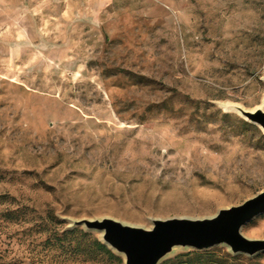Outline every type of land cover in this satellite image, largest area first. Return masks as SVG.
I'll use <instances>...</instances> for the list:
<instances>
[{
    "label": "rangeland",
    "instance_id": "1",
    "mask_svg": "<svg viewBox=\"0 0 264 264\" xmlns=\"http://www.w3.org/2000/svg\"><path fill=\"white\" fill-rule=\"evenodd\" d=\"M229 105L264 108V0H0V196L27 210L0 251L119 264L67 220L148 228L264 190V133Z\"/></svg>",
    "mask_w": 264,
    "mask_h": 264
},
{
    "label": "water",
    "instance_id": "2",
    "mask_svg": "<svg viewBox=\"0 0 264 264\" xmlns=\"http://www.w3.org/2000/svg\"><path fill=\"white\" fill-rule=\"evenodd\" d=\"M246 122L264 133V108L244 110L229 105ZM264 215V190L242 203L222 208L203 218L151 219L148 228L133 226L109 217L67 220V229L80 227L99 235V241L122 258L123 264H161L177 250L207 251L223 247L231 255L253 258L264 254V239L243 235V228Z\"/></svg>",
    "mask_w": 264,
    "mask_h": 264
},
{
    "label": "trees",
    "instance_id": "3",
    "mask_svg": "<svg viewBox=\"0 0 264 264\" xmlns=\"http://www.w3.org/2000/svg\"><path fill=\"white\" fill-rule=\"evenodd\" d=\"M6 199L5 196H0V248L3 246H6L7 243L12 242V236L10 234L9 228H12L16 225H21L20 223H23L25 214L27 213L26 207L23 206H13V200H10L8 203L3 202V200ZM48 224L51 227H54L55 224H61L63 221H58L54 217L49 216ZM81 229L80 227H75L71 229L65 228L64 231H62L61 236L66 238L67 236H72L73 234L77 233V229ZM49 233L53 234L56 237V232L54 230H51ZM91 233L85 232L83 229H81L78 232V235L80 238H85L89 236ZM72 240V239H71ZM75 240V239H74ZM94 249L107 256L109 259L117 261L119 264H123L122 258L115 255L113 252H111L105 245H103L99 239H94L91 242ZM180 257H185V261L182 262V264H232L235 259L239 255H231L228 251L225 254H220V250L218 248H213L207 251H184L182 254H179ZM178 257V256H177ZM168 258L167 260H169ZM166 260V261H167ZM230 260V263H227V261ZM0 264H16L12 260H9L5 258V256L0 251Z\"/></svg>",
    "mask_w": 264,
    "mask_h": 264
}]
</instances>
